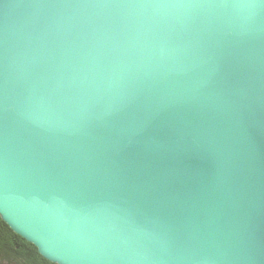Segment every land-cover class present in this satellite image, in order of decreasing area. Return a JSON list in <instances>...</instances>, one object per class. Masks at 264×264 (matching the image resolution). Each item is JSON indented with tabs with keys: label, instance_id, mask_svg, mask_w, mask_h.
<instances>
[{
	"label": "water",
	"instance_id": "water-1",
	"mask_svg": "<svg viewBox=\"0 0 264 264\" xmlns=\"http://www.w3.org/2000/svg\"><path fill=\"white\" fill-rule=\"evenodd\" d=\"M0 217L55 264H264V0H0Z\"/></svg>",
	"mask_w": 264,
	"mask_h": 264
},
{
	"label": "trees",
	"instance_id": "trees-1",
	"mask_svg": "<svg viewBox=\"0 0 264 264\" xmlns=\"http://www.w3.org/2000/svg\"><path fill=\"white\" fill-rule=\"evenodd\" d=\"M0 260L9 264H55L44 259L37 248L16 234L0 217Z\"/></svg>",
	"mask_w": 264,
	"mask_h": 264
},
{
	"label": "rangeland",
	"instance_id": "rangeland-1",
	"mask_svg": "<svg viewBox=\"0 0 264 264\" xmlns=\"http://www.w3.org/2000/svg\"><path fill=\"white\" fill-rule=\"evenodd\" d=\"M0 264H9V262L8 261H6V260H3V262L0 260Z\"/></svg>",
	"mask_w": 264,
	"mask_h": 264
},
{
	"label": "bare ground",
	"instance_id": "bare-ground-1",
	"mask_svg": "<svg viewBox=\"0 0 264 264\" xmlns=\"http://www.w3.org/2000/svg\"><path fill=\"white\" fill-rule=\"evenodd\" d=\"M51 262V261H50ZM53 263V262H52Z\"/></svg>",
	"mask_w": 264,
	"mask_h": 264
}]
</instances>
